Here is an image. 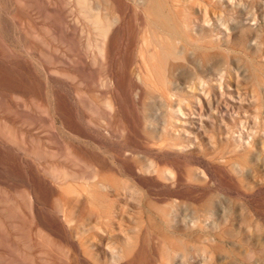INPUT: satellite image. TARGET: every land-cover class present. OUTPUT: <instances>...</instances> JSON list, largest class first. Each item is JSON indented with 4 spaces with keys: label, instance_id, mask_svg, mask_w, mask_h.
<instances>
[{
    "label": "rangeland",
    "instance_id": "rangeland-1",
    "mask_svg": "<svg viewBox=\"0 0 264 264\" xmlns=\"http://www.w3.org/2000/svg\"><path fill=\"white\" fill-rule=\"evenodd\" d=\"M0 264H264V0H0Z\"/></svg>",
    "mask_w": 264,
    "mask_h": 264
}]
</instances>
